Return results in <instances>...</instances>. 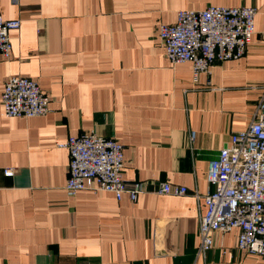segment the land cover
I'll use <instances>...</instances> for the list:
<instances>
[{
  "label": "crops",
  "instance_id": "1",
  "mask_svg": "<svg viewBox=\"0 0 264 264\" xmlns=\"http://www.w3.org/2000/svg\"><path fill=\"white\" fill-rule=\"evenodd\" d=\"M209 6L254 7L264 32V0H0L1 16L22 21L11 59L0 55V264H264L237 247L238 231L198 256L206 204L195 193L213 190L208 162L264 97L258 34L242 58L197 80L190 62H169L159 26ZM14 76L39 83L48 115L3 116ZM90 131L124 146V179L144 188L136 203L105 191L67 196L69 151L57 145ZM161 183L188 194L160 195Z\"/></svg>",
  "mask_w": 264,
  "mask_h": 264
},
{
  "label": "built area",
  "instance_id": "2",
  "mask_svg": "<svg viewBox=\"0 0 264 264\" xmlns=\"http://www.w3.org/2000/svg\"><path fill=\"white\" fill-rule=\"evenodd\" d=\"M19 4L20 0H11ZM254 7L209 6L200 11L183 10L174 24L159 26V39L166 57L173 65L190 62L197 80L201 73H210L215 65L242 58L258 34L264 42V32L258 33ZM19 19L6 20L0 15V55L9 60L13 53L11 33L21 27ZM3 116L6 118L44 117L49 114L50 99L38 82L22 76L5 81L2 95ZM254 121L244 131L233 133L230 143L208 163L207 180L213 187L203 198L205 215L200 218L198 256L205 257L214 249L216 235L238 231L239 249L264 259V97ZM196 133L190 135V144ZM57 147L69 151L67 196L78 192H110L122 200L127 194L137 202L144 193L141 182L124 179V146L117 140L90 131L70 137ZM13 176V170H6ZM158 194L185 196L187 188L168 183L159 185Z\"/></svg>",
  "mask_w": 264,
  "mask_h": 264
}]
</instances>
